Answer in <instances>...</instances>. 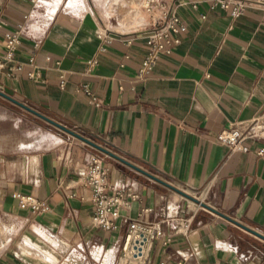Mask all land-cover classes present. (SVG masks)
<instances>
[{
	"label": "crops",
	"instance_id": "1",
	"mask_svg": "<svg viewBox=\"0 0 264 264\" xmlns=\"http://www.w3.org/2000/svg\"><path fill=\"white\" fill-rule=\"evenodd\" d=\"M141 2L0 0V89L264 234V139L248 150L218 140L264 111V7L234 17L214 0L180 6V43L140 76ZM68 135L0 152V264H132L121 251L129 220L162 231L147 264H264L262 237L108 154L109 192H125L116 227L97 225L78 170L98 149ZM16 193L49 209L22 208Z\"/></svg>",
	"mask_w": 264,
	"mask_h": 264
},
{
	"label": "built area",
	"instance_id": "2",
	"mask_svg": "<svg viewBox=\"0 0 264 264\" xmlns=\"http://www.w3.org/2000/svg\"><path fill=\"white\" fill-rule=\"evenodd\" d=\"M188 2L197 6L198 0H142L141 9L150 19V23L147 35L149 50L142 61L140 76L152 72L161 53L170 52L173 46L180 43V34L186 30L187 25L178 9ZM214 4L220 5L232 16L237 17L249 6L264 7V0H214ZM21 29L8 33L6 36L7 52L5 57L7 59L13 58L15 49L20 43ZM64 82L65 78L62 76L61 84L64 85ZM247 139H264V111L249 120L236 122L218 134V140L229 145L232 150H248L249 147L245 144ZM256 151L264 157V146L258 147ZM105 155L107 154L97 150L92 161L79 168L78 173L92 190L89 199L95 207L94 222L110 229L116 227L115 218L120 215V206L125 190L109 192L108 168L104 164ZM15 197L20 207L28 208L33 213L49 209L45 201L33 195L16 193ZM151 209L146 210L150 211ZM191 223V219L187 220L186 229L190 228ZM161 233V230L153 232L141 226L138 220H129L121 246L122 255L127 260L136 259L137 264H147L148 242Z\"/></svg>",
	"mask_w": 264,
	"mask_h": 264
},
{
	"label": "rangeland",
	"instance_id": "3",
	"mask_svg": "<svg viewBox=\"0 0 264 264\" xmlns=\"http://www.w3.org/2000/svg\"><path fill=\"white\" fill-rule=\"evenodd\" d=\"M68 136L63 130L0 96V152L44 149L54 145L59 137ZM130 261L137 264V260Z\"/></svg>",
	"mask_w": 264,
	"mask_h": 264
},
{
	"label": "water",
	"instance_id": "4",
	"mask_svg": "<svg viewBox=\"0 0 264 264\" xmlns=\"http://www.w3.org/2000/svg\"><path fill=\"white\" fill-rule=\"evenodd\" d=\"M0 96L3 97L4 99H7L9 100L10 102L14 103L15 105H18L20 106L21 108L25 109L26 111L32 113L33 115L45 120L46 122L54 125L55 127L63 130L64 132L76 137V138H79L81 140H83L84 142H86L87 144L95 147L96 149H98L99 151H102L103 153H106L120 161H122L123 163L129 165L130 167L146 174L147 176L153 178L154 180L176 190L177 192H179L180 194H182L183 196L201 204L202 206L206 207V208H209L210 210H212L213 212L215 213H218L220 215H222L223 217L237 223L238 225L246 228L247 230L255 233L256 235L262 237L264 239V234L247 226L246 224L232 218L231 216L227 215L226 213L220 211L219 209L211 206L210 204H208L207 202H205L204 200L200 199L197 195H194L174 184H172L171 182L165 180L164 178L158 176L157 174H155L154 172L152 171H149L148 169L138 165L137 163L133 162L132 160L124 157V156H121L120 154L116 153L115 151H113L112 149L108 148L107 146H104L102 144H100L99 142H97L95 139L91 138L90 136H87L85 135L84 133L80 132L79 130L59 121V120H56L55 118H52L51 116L45 114L44 112L40 111L39 109L27 104L26 102L14 97L13 95L3 91L0 89Z\"/></svg>",
	"mask_w": 264,
	"mask_h": 264
},
{
	"label": "bare ground",
	"instance_id": "5",
	"mask_svg": "<svg viewBox=\"0 0 264 264\" xmlns=\"http://www.w3.org/2000/svg\"><path fill=\"white\" fill-rule=\"evenodd\" d=\"M134 260H136V259H134Z\"/></svg>",
	"mask_w": 264,
	"mask_h": 264
}]
</instances>
